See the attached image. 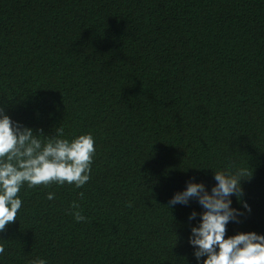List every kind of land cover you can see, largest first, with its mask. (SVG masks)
I'll return each mask as SVG.
<instances>
[{
	"label": "trees",
	"instance_id": "16d2710c",
	"mask_svg": "<svg viewBox=\"0 0 264 264\" xmlns=\"http://www.w3.org/2000/svg\"><path fill=\"white\" fill-rule=\"evenodd\" d=\"M0 103L96 147L83 188H21L0 264H195L198 206L167 202L230 160L253 176L228 234H264V0H0Z\"/></svg>",
	"mask_w": 264,
	"mask_h": 264
},
{
	"label": "clouds",
	"instance_id": "9594fccd",
	"mask_svg": "<svg viewBox=\"0 0 264 264\" xmlns=\"http://www.w3.org/2000/svg\"><path fill=\"white\" fill-rule=\"evenodd\" d=\"M64 136L62 126L45 133L42 128L13 119L7 105L0 103V232L17 221L23 206L19 193L25 185L34 188L67 184L80 189L90 181L96 155L93 134L83 133L71 139ZM210 172L211 183L191 176L166 205L170 210L177 205L198 206L199 210L192 208L183 222L192 260L195 264H264V234L255 231L228 234L230 223L240 224L251 213V206L244 200L243 184L253 173L249 175L248 169L234 160ZM78 195L82 198L84 193ZM46 198L53 200L55 193L48 192ZM233 198L239 207H233ZM70 208L75 222L87 221L78 203L73 201ZM4 253L0 244V256ZM29 264L48 261L36 258Z\"/></svg>",
	"mask_w": 264,
	"mask_h": 264
}]
</instances>
